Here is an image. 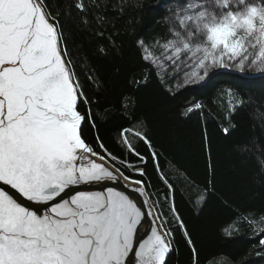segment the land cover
<instances>
[{
  "label": "snow or ice",
  "instance_id": "6c2138e0",
  "mask_svg": "<svg viewBox=\"0 0 264 264\" xmlns=\"http://www.w3.org/2000/svg\"><path fill=\"white\" fill-rule=\"evenodd\" d=\"M54 6V0H0V264H168L174 232L167 221L153 216L144 223L152 215L143 211L147 201L141 205L105 183L119 178L83 136L95 116L79 110L91 100ZM75 6L85 11L83 0ZM165 21L169 60L203 53L193 58L185 84L217 68L264 72V0H185ZM137 43L141 59L154 62L144 42ZM87 79L100 86L91 74ZM93 184L103 190L79 189ZM176 219L198 264L191 236Z\"/></svg>",
  "mask_w": 264,
  "mask_h": 264
},
{
  "label": "trees",
  "instance_id": "16d2710c",
  "mask_svg": "<svg viewBox=\"0 0 264 264\" xmlns=\"http://www.w3.org/2000/svg\"><path fill=\"white\" fill-rule=\"evenodd\" d=\"M77 2L54 0L53 15L91 100L79 110L95 116L83 136L126 176L143 181L174 232L168 264H193L177 214L198 264H264V72L217 68L185 84L203 53L169 60L163 47L170 38L165 18L185 0H83V12ZM141 40L154 62L141 59Z\"/></svg>",
  "mask_w": 264,
  "mask_h": 264
},
{
  "label": "water",
  "instance_id": "95a60500",
  "mask_svg": "<svg viewBox=\"0 0 264 264\" xmlns=\"http://www.w3.org/2000/svg\"><path fill=\"white\" fill-rule=\"evenodd\" d=\"M95 159V157L93 158ZM97 162H101V161H97ZM103 163H105V166L114 173V175H116L119 178V183H116L114 181H106L105 183L108 186L114 187L116 190L119 191H123L125 192V194H129L131 196V198H133L134 200H136L139 204L143 205L144 201H147V205L144 206L143 211L145 213L151 212L152 215H148L146 217V219L144 220L145 224H150L153 221V216H158L156 213V210L154 208V206L152 205L149 196L147 194L146 188L144 186V184L142 183L141 185L137 186L134 185L132 183V181L134 180H138V179H133L129 177L128 181H125L123 179V176L120 175V173H123L119 168H117L114 164H112L107 158H105V161H103ZM124 174V173H123ZM125 175V174H124ZM6 189L8 188V186H4ZM135 188H143L144 192H145V196H141L139 194L138 191H133V189ZM80 190H92V191H100L103 190L101 185H97V184H93V185H81L79 186ZM10 192H13L14 190L8 189ZM72 194V192H68L66 194V196L68 198H70V195ZM18 196V194H16ZM25 205H28L29 202L27 201H23V198H19ZM160 220V219H159ZM159 220L156 221V223H159ZM150 234V231H149ZM146 238V237H145ZM172 252V250H171ZM171 254V253H170ZM169 254V255H170Z\"/></svg>",
  "mask_w": 264,
  "mask_h": 264
},
{
  "label": "rangeland",
  "instance_id": "374dc122",
  "mask_svg": "<svg viewBox=\"0 0 264 264\" xmlns=\"http://www.w3.org/2000/svg\"><path fill=\"white\" fill-rule=\"evenodd\" d=\"M256 52H258V50H255Z\"/></svg>",
  "mask_w": 264,
  "mask_h": 264
}]
</instances>
